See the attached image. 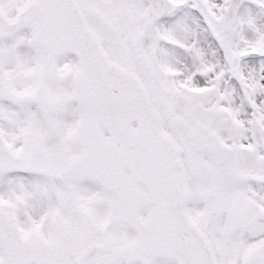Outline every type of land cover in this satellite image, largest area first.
Returning a JSON list of instances; mask_svg holds the SVG:
<instances>
[{
  "label": "snow or ice",
  "instance_id": "1",
  "mask_svg": "<svg viewBox=\"0 0 264 264\" xmlns=\"http://www.w3.org/2000/svg\"><path fill=\"white\" fill-rule=\"evenodd\" d=\"M0 264H264V0H0Z\"/></svg>",
  "mask_w": 264,
  "mask_h": 264
}]
</instances>
